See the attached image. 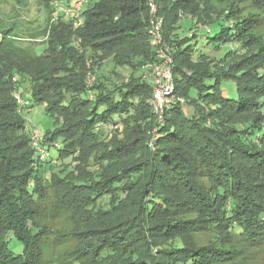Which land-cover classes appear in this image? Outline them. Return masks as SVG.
<instances>
[{"label": "trees", "instance_id": "trees-1", "mask_svg": "<svg viewBox=\"0 0 264 264\" xmlns=\"http://www.w3.org/2000/svg\"><path fill=\"white\" fill-rule=\"evenodd\" d=\"M78 1L37 0L48 11L39 25L22 20L27 0L0 15V264H224L234 234L262 244L264 0L245 16L241 0H154L184 100L161 121L150 104L158 59L148 0H86L68 14ZM215 3L229 9L212 20ZM200 36L207 50L196 48ZM26 91L60 124L41 135L44 153L22 114ZM51 187L61 194L49 209ZM68 209L84 227L54 239L77 245L47 256L48 221ZM205 232L213 242L196 245Z\"/></svg>", "mask_w": 264, "mask_h": 264}, {"label": "rangeland", "instance_id": "rangeland-1", "mask_svg": "<svg viewBox=\"0 0 264 264\" xmlns=\"http://www.w3.org/2000/svg\"><path fill=\"white\" fill-rule=\"evenodd\" d=\"M14 0H1L0 4V15L5 16V18H8V14H12L15 10ZM252 0H241L235 7L236 13L242 16L247 15L250 13V11L253 10L252 8ZM38 2L37 0H27V6L25 9H22L21 15L23 18V21H33L34 24L39 25L42 24L45 21V18L48 16V11L46 9L38 10L37 6ZM228 3H215L214 6H212L209 10L211 14V19L214 20L216 18H220L221 15H225L229 9ZM62 14L61 10L55 9L53 12V15L58 16ZM36 25V26H37ZM208 27L211 25V23L207 22ZM216 29H212V34L214 33ZM200 34H205V31H198ZM257 33H263L264 28L257 30ZM21 36H27L26 34H23ZM28 37V36H27ZM22 44H26L27 46L31 44L29 40H26L22 42ZM235 45L236 43L233 42ZM196 48L207 50L208 47H206V38H203V36H200L198 39L197 45H195ZM236 46V45H235ZM209 53L213 57L216 55L217 51L209 48ZM130 71L127 73L129 74ZM224 89L228 91V93L231 96L236 97V87L231 81H226L224 83ZM26 98L29 100L28 105L23 109L22 114L26 119L31 120L33 125H35L41 132V135H44V133L47 130H55L56 127H59L60 124L56 122L55 118L47 111V108L45 104L36 102L30 92L26 91ZM226 94V93H225ZM184 112L186 114H190L192 112L191 108L186 105V103L183 104ZM105 105H100V108L98 109V112L101 113L104 111ZM58 141L62 142L63 138L61 136H58ZM59 151L55 147L50 148V157H58ZM49 157L47 156V159ZM57 164V163H56ZM86 165V163H85ZM61 168V166L57 165L55 168V172H58V170ZM113 167L107 168V170L111 171ZM92 170H95L92 168ZM57 188L51 187L49 191V197L45 201V205L49 206V209L52 208V206H56L55 204L59 203V194L61 192L59 190H56ZM63 191V190H62ZM75 202V201H74ZM84 203V202H83ZM76 207H74L75 209ZM73 209V208H72ZM72 209H68L63 214L59 215L56 218L50 219L48 221L50 229L53 231L50 232L48 230L47 237L43 242V250L45 251L46 255H60L64 254L65 251L72 249L77 245V241L73 240L72 238H69V240H66V243H61L55 240V236L64 235V234H71V232H74L78 230L79 228H83V224L77 223L76 217L73 216ZM50 212V210H49ZM50 214V213H49ZM68 236V235H66ZM68 238V237H67ZM193 241L196 245H203L209 244L213 242L214 235L213 233H201L196 234L193 236ZM232 247L235 248L236 254L234 255L233 259L231 261H228L224 264H264V242L262 244L253 246L251 243L244 241V238L242 236H238L234 234L233 240H232Z\"/></svg>", "mask_w": 264, "mask_h": 264}, {"label": "built area", "instance_id": "built-area-1", "mask_svg": "<svg viewBox=\"0 0 264 264\" xmlns=\"http://www.w3.org/2000/svg\"><path fill=\"white\" fill-rule=\"evenodd\" d=\"M86 0H79L74 6H70L66 9L68 14L78 13L82 9L83 2ZM152 20L150 22V40L151 44L155 49L157 62L153 66L152 84H153V95L150 99V104L153 107L154 114L161 121L164 115V110L167 105H169L175 97V81L173 77V64L174 59L170 53V48L163 37V19L157 16V7L154 0H148ZM17 76L14 80L16 81ZM93 78L89 81L92 84ZM15 97L20 105H26V101L22 96L15 92ZM177 100L184 102L182 98H176ZM29 125V124H27ZM119 123L108 124L105 126L106 130L112 131L118 128ZM154 138L156 137L157 128L153 129ZM41 134L38 128H32L31 139L32 144L38 148L41 153H44V149L40 146Z\"/></svg>", "mask_w": 264, "mask_h": 264}]
</instances>
